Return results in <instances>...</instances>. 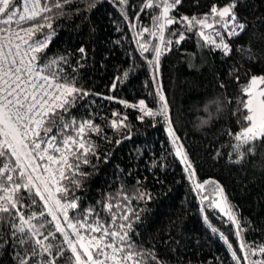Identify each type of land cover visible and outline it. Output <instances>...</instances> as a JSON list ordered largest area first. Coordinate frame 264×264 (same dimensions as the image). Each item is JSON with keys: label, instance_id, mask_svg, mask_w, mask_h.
<instances>
[{"label": "trees", "instance_id": "obj_1", "mask_svg": "<svg viewBox=\"0 0 264 264\" xmlns=\"http://www.w3.org/2000/svg\"><path fill=\"white\" fill-rule=\"evenodd\" d=\"M145 2L71 0L63 8L65 15L52 21L54 35L43 60L65 57L66 63L60 64L64 74L89 93L74 100L65 119L91 120L99 129H85L84 137L94 151L87 155L89 162L80 165L84 175L78 177L80 187L73 194L79 197L81 210L95 207L105 217L103 205L109 202L127 205L115 208L117 213L138 212V220L129 212L132 238L139 248L155 254L156 260L149 264H237L233 250L245 264L240 242L264 245V142L237 163L240 158L233 151L236 141L231 134L245 126V113L238 112L240 101L246 99L242 89L252 75L264 76V0H239L237 17L248 26L238 37L229 38L228 55L203 41L200 26L189 31L181 17L203 18L213 4L220 8L230 0H180L168 13L176 22L165 25L161 48L164 41L173 43L159 60V86L197 181L211 178L203 190L195 188L186 165L175 155L163 118L140 119L138 108L119 103L132 105L144 99L153 111L160 106L153 79L156 67L148 61L161 34L153 21L161 7L141 11ZM219 20L209 15L207 23L218 26ZM201 30L210 35L208 28ZM179 34L185 39L177 44ZM141 44L150 51L142 52ZM114 120L118 125L123 120V126L114 128ZM242 151L247 153L248 148ZM220 186L237 230L238 225L242 229L240 240L225 215ZM141 193L151 198L139 199ZM216 199L222 206L213 203ZM18 250L10 234L0 237V264H17ZM251 258L264 256L257 253Z\"/></svg>", "mask_w": 264, "mask_h": 264}, {"label": "snow or ice", "instance_id": "obj_2", "mask_svg": "<svg viewBox=\"0 0 264 264\" xmlns=\"http://www.w3.org/2000/svg\"><path fill=\"white\" fill-rule=\"evenodd\" d=\"M127 2L120 0L121 4ZM70 3L71 0H0V237L10 234L14 250L19 249L15 251L17 264H60L61 260L64 264H149L156 260L155 254L139 248L132 238L129 212L137 220L138 212L129 209L117 213L115 208L127 209V205L109 202L103 205L108 213L105 217L95 207L81 210L79 197L73 194L80 187L78 177L84 175L79 172L80 165L87 164V155L94 151L84 137L85 129H99L91 120L65 119L64 113L74 100L89 93L76 87L75 80L64 74L60 64L66 63L65 57L43 60L54 35L52 21L65 15L63 8ZM179 3L180 0H146L140 10L163 7V11L153 17L154 25L162 33L165 25L176 22L168 13ZM238 3L239 0H230L220 8L213 4L210 13L203 18L184 16L181 21L187 22L189 31L197 26L213 29L214 35L220 38L219 43L203 30L199 36L228 55L229 43L207 20L209 15L219 17L218 22L229 29L228 36L238 37L248 26L237 17ZM184 39V35L179 34L175 43ZM164 43V49L155 45L151 49L154 57L148 62L157 70L160 57L173 41ZM140 48L142 52L150 51L145 44ZM79 51L83 53L84 49ZM153 79L157 83L155 95L160 105L157 110L148 108L144 99L132 105L123 100L119 103L138 108L142 113L140 119L145 116L163 118L176 146L175 155L186 165L185 171L192 180L195 170L172 127L169 106L158 77ZM261 84H264V76H253L242 89V96L247 98L240 101L238 112L245 113V126L231 134L236 141L233 151L240 158L237 163L250 155L258 142H264V88H257ZM112 126H123V120L119 125L114 120ZM244 148H248L247 153L242 151ZM203 187V183L195 184L196 189ZM145 197L151 198L146 193L139 194V199ZM221 211H225L224 208ZM225 215L235 222L231 210ZM5 229L7 231H3ZM241 231L238 225V237ZM228 248L232 249V245L228 244ZM239 248L245 264H264V259L251 258L257 253L264 256V245L241 241ZM232 258L240 264L241 258L235 250Z\"/></svg>", "mask_w": 264, "mask_h": 264}, {"label": "water", "instance_id": "obj_3", "mask_svg": "<svg viewBox=\"0 0 264 264\" xmlns=\"http://www.w3.org/2000/svg\"><path fill=\"white\" fill-rule=\"evenodd\" d=\"M162 11H163V7L161 6V12H162ZM161 12H160V13H161ZM161 23H163V20H161ZM164 29H165V27H164ZM164 29H163V32L160 34V38H159V41H158V44H157V46L160 47V48H161V44H162L161 36L164 35ZM156 73H157V77H158V82H159V84H160V81H159V69L157 70V68H156ZM179 143H180V142H179ZM180 144H181V143H180ZM210 179H211V178H206V179H204V180H202V181H197L196 177H194L193 182H194V184H196V183H203V184L205 185V182H208ZM219 188H220V193H221V196H222L223 202H224V204H225V207H226L227 211H229V207H228L227 202H226V199H225L224 191H223V189H222L221 186H220ZM201 190H203V188H202ZM232 221H233V220H232ZM233 224H234V227H235L236 232H237V223H236V221H235V222L233 221ZM238 239H239V237H238ZM239 240H240V239H239Z\"/></svg>", "mask_w": 264, "mask_h": 264}, {"label": "built area", "instance_id": "obj_4", "mask_svg": "<svg viewBox=\"0 0 264 264\" xmlns=\"http://www.w3.org/2000/svg\"><path fill=\"white\" fill-rule=\"evenodd\" d=\"M225 20H228V18H224ZM229 25H231V21H229ZM213 28L217 31H219L221 33V36L223 37L224 41L229 43L230 46V41H229V36H228V31L229 29H226L223 27V25L220 23V25L218 26H213ZM208 33L212 36L217 38L218 43L220 42V38L216 37L213 33V29H208ZM221 51H223L222 49H220Z\"/></svg>", "mask_w": 264, "mask_h": 264}, {"label": "rangeland", "instance_id": "obj_5", "mask_svg": "<svg viewBox=\"0 0 264 264\" xmlns=\"http://www.w3.org/2000/svg\"><path fill=\"white\" fill-rule=\"evenodd\" d=\"M200 31H201V29H200ZM253 76L260 77V75H258V74H254L251 77H253ZM251 77H250V79H251ZM250 79H249V82H250ZM249 82H248V85H249ZM257 88H264V85H262V84L261 85H258ZM216 196L218 198V193H216ZM213 203L214 204H217L218 203L220 206H222L221 202L218 199L214 200Z\"/></svg>", "mask_w": 264, "mask_h": 264}]
</instances>
